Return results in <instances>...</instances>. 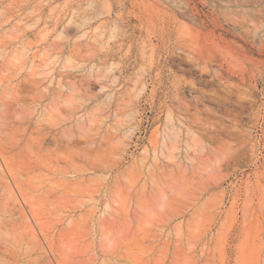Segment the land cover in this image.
<instances>
[{
	"label": "rangeland",
	"instance_id": "obj_1",
	"mask_svg": "<svg viewBox=\"0 0 264 264\" xmlns=\"http://www.w3.org/2000/svg\"><path fill=\"white\" fill-rule=\"evenodd\" d=\"M1 99L71 264H264V0H0Z\"/></svg>",
	"mask_w": 264,
	"mask_h": 264
},
{
	"label": "bare ground",
	"instance_id": "obj_2",
	"mask_svg": "<svg viewBox=\"0 0 264 264\" xmlns=\"http://www.w3.org/2000/svg\"><path fill=\"white\" fill-rule=\"evenodd\" d=\"M1 105L2 111L0 114V264H71L69 255L65 252V250L63 251L61 249L59 244H56L54 234L51 232V228H48V231L42 230V227L37 222V218L33 214L31 215V221H27V215L23 212V210L18 209L20 206L17 205V202L15 201L16 194L14 195L15 197L12 195L14 192L12 194L9 193L8 195H5L6 190H4V181L6 179V173L11 177L12 183L13 185H15L14 188L17 189L22 199L25 200L22 183L21 181H18L20 174H16L17 171L15 170V172L14 168H12V160L16 156H19L20 152H18V150L15 151V146H12V144L11 146H8L7 144V130L9 119L5 113L6 103L3 99H1ZM11 122L19 124V126L17 127L19 129V127H21V123L24 121L22 120V118L18 117L13 119ZM32 155H34V150ZM37 161H33L34 166L36 165L35 163ZM26 162L27 164L29 163L28 161ZM29 170L30 169L28 168L25 172H29ZM50 170L52 169L50 168ZM30 179H32L31 176ZM35 229L40 230V232L43 234L44 239H42L46 243V249L43 247L40 239L37 237Z\"/></svg>",
	"mask_w": 264,
	"mask_h": 264
}]
</instances>
